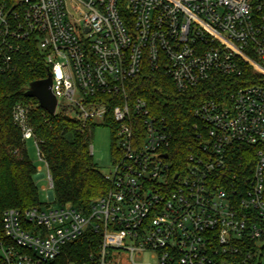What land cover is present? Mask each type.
<instances>
[{
    "label": "built area",
    "instance_id": "1",
    "mask_svg": "<svg viewBox=\"0 0 264 264\" xmlns=\"http://www.w3.org/2000/svg\"><path fill=\"white\" fill-rule=\"evenodd\" d=\"M30 46L57 110L113 130L115 161L89 213L54 201L6 210L0 264L51 263L88 228L101 236L94 264H264V0H0V75ZM145 69L183 95L227 82L195 109L179 161L168 121L128 96ZM14 120L32 139L26 108Z\"/></svg>",
    "mask_w": 264,
    "mask_h": 264
},
{
    "label": "trees",
    "instance_id": "2",
    "mask_svg": "<svg viewBox=\"0 0 264 264\" xmlns=\"http://www.w3.org/2000/svg\"><path fill=\"white\" fill-rule=\"evenodd\" d=\"M15 63L16 69L11 75H0V225L8 209L24 211L43 205L35 179L37 168L28 155L22 130L14 120L17 105L27 110V124L52 178L54 202L89 213L92 202L105 196L111 188L95 164L91 150L94 130L101 124L83 126L67 109L50 115L40 108L36 99L24 96V88L46 79L50 71L36 48L30 46L29 52L20 55ZM226 84L224 78L213 75L183 95L174 89L165 73L145 69L127 84V92L131 100L145 99L154 115L168 121L173 136L169 153L179 161L195 144V109L208 99H216ZM112 126L115 127L113 123ZM112 156L115 161V149ZM251 156L248 150L235 152V160L244 167L252 164ZM100 242L101 236L88 228L48 264H94Z\"/></svg>",
    "mask_w": 264,
    "mask_h": 264
},
{
    "label": "rangeland",
    "instance_id": "3",
    "mask_svg": "<svg viewBox=\"0 0 264 264\" xmlns=\"http://www.w3.org/2000/svg\"><path fill=\"white\" fill-rule=\"evenodd\" d=\"M77 98H79L77 96ZM58 109L57 111H60ZM113 130L108 126H96L92 139L93 160L103 174H110L114 168L112 152L115 146ZM26 149L31 161L37 168L36 185L39 192V200L42 204L55 200L47 177V165L39 156L37 144L34 138L26 140ZM118 256V255H117ZM123 257V255H120ZM126 257V255L124 256ZM149 255L144 256L143 261H148ZM127 263V260H124ZM128 264V263H127Z\"/></svg>",
    "mask_w": 264,
    "mask_h": 264
},
{
    "label": "water",
    "instance_id": "4",
    "mask_svg": "<svg viewBox=\"0 0 264 264\" xmlns=\"http://www.w3.org/2000/svg\"><path fill=\"white\" fill-rule=\"evenodd\" d=\"M22 93L27 98L36 99L41 109L54 115L57 110V100L52 92V75L48 71V77L44 80L30 83L22 90Z\"/></svg>",
    "mask_w": 264,
    "mask_h": 264
}]
</instances>
